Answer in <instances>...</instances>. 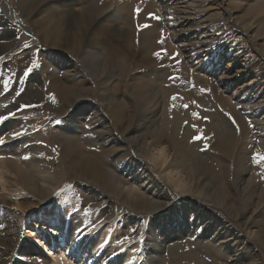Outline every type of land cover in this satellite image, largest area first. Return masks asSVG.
<instances>
[{"label": "rangeland", "instance_id": "rangeland-1", "mask_svg": "<svg viewBox=\"0 0 264 264\" xmlns=\"http://www.w3.org/2000/svg\"><path fill=\"white\" fill-rule=\"evenodd\" d=\"M83 13L97 18L90 32ZM0 17V46L10 44L0 51V126L30 135L19 160L54 176L49 192H32L10 157L0 162V264H89L91 234L96 256L110 257L103 264L121 252L133 264H264V170L252 161L264 153V0H0ZM58 85L79 95L69 101ZM106 102L122 103L120 117ZM68 128L76 142L59 135ZM143 138L161 139L185 173V150L196 152L209 167L195 172L199 187L166 196ZM83 158L98 170H78ZM135 167L140 193L158 202L150 211L111 185L112 175L134 182ZM221 188L225 208L208 197ZM185 203L197 210L183 212ZM50 206L53 223L43 214Z\"/></svg>", "mask_w": 264, "mask_h": 264}, {"label": "bare ground", "instance_id": "bare-ground-1", "mask_svg": "<svg viewBox=\"0 0 264 264\" xmlns=\"http://www.w3.org/2000/svg\"><path fill=\"white\" fill-rule=\"evenodd\" d=\"M62 1L65 4H67V2L69 0H62ZM86 1H89V0H86ZM29 6H31V2L29 3V5L27 7H29ZM85 7L86 6H83L84 10H85ZM68 9H65L64 11H67ZM119 11L116 8V10L114 11L113 16L110 17L113 22L116 20V18H117L116 16H120ZM66 13L67 12H65L64 16L66 15ZM71 15H73V14H71ZM83 15L84 16H82L80 18L79 22L84 24L86 29L89 31V29H90L89 27H91L90 25L95 24L97 18L95 16L93 17L92 15H85L84 13H83ZM12 20L16 21L14 18H12ZM72 23H73V21L71 23H69V21H68V26L70 27L69 29H74V28L78 29L77 25H75V24L70 25ZM114 24H116V23L114 22ZM112 28L115 29L116 26L115 27L113 26ZM6 32H8V31H6ZM9 32H11V31L9 30ZM145 39H147V37H145ZM47 41L48 40L45 39V43ZM81 41H85L83 36H79V39H78V41H76V43L77 42H81ZM86 41L89 44L94 43L93 41H91V39L90 40H86ZM76 43H74L75 44L74 45V50L75 51H77L79 49V46H80V45H78ZM9 45H10L9 43L8 44L6 43L4 46H0V51L5 49V48H7V46H9ZM53 45L56 46L57 44L53 43ZM92 53H96V52L94 51ZM96 55H97V53H96ZM95 58H97V56H95ZM146 60L149 61V59H146ZM174 67H182V66L178 65V66H174ZM53 84H55V82ZM54 89L57 90L59 95L63 96V98H65V99H67L69 101H71L72 96L79 95V93L77 94V92L76 93L75 92L72 93V90L70 91L69 89H67L63 85H58V87H54ZM120 104H122V103H117V107L114 108L112 104H110L109 102H106L104 104V106L108 110H111V111H115L116 110V111H118L119 114L111 113V111H110V113L113 116L117 115V116L120 117V114H122L121 110L118 109V107L121 108ZM224 104H225V102H224ZM120 125H121V123H120ZM12 126L13 127H11V126L7 127V129H5L6 127L0 126V138L4 139V141H5L4 144H0V162H1V164L3 166L7 167L6 165L8 164V161H9V160L7 161V159H9V157H10L13 160L12 163H14L15 169H17V171H19V176H22L23 185L28 190H30L32 192H39V193H43L46 190L49 192L54 187L53 183L51 182V180L54 178L53 174H49V171L41 172L39 170L38 166H32L31 168H28L27 166L30 165L29 161L19 160V158L17 156V155H20L23 152L22 150L25 149V147H26L25 145H27L26 144L27 142L33 141V138L30 135H26V134L13 137L11 135V133L19 132V130H18L19 128H17V129L14 128L13 124H12ZM10 128H14V129H10ZM10 131H12V132H10ZM74 131H75L74 129H69L68 128V129L63 130V133H60L59 135H62V137H63L62 140L66 144L67 143L76 142V140L73 139V135H75ZM132 139H135V137L132 138ZM31 143L32 142H30L27 146H30ZM138 147L141 149V151H140L141 153L146 154L147 156H149L150 158H152L155 161L156 165L159 168V171L162 173V177L164 178V182L163 183L168 186V188H166V189H164L165 185H164V187L161 186L162 190L164 191V194L166 196L169 195V192H171V190H175V189L179 190V191H182L183 188L184 189L185 188L186 189H191V190L193 188L197 189L199 187V184H197L198 182L195 180V177H194L195 172H197V173L198 172H201V173L204 172L205 173V172L209 171V167L205 163L206 161H204L202 159L201 160L200 159H195V157L198 156V155L196 154V152H194L190 148L185 150L186 153H184L183 155L187 154V155L192 156L193 164L189 168V170L185 173L182 170L178 171V170L174 169V163H173V161H171L172 154L170 153L171 154L170 155L168 153L169 151L162 144L161 139H154V140L152 139L150 141L148 139V141H147V139L143 138V140H138ZM29 148H32V147H29ZM178 151H179V149H176L175 152L173 153V155H177ZM75 153L77 154V158H80V156L82 155L81 152H75ZM13 155H16V160L13 158ZM185 160H187V158H185ZM185 160H183L181 162L183 163ZM24 161H26V162H24ZM79 164L80 165H79V169L78 170L89 169L91 172H94V171L98 170V168L95 165H93L86 158H83L82 162H79ZM129 166L130 167H134V164H131ZM136 170H137V168L135 167V169L132 172V174H133L132 175L133 176L132 179L134 180V182L127 183V181H122V179L118 178L115 175L114 176L112 175V178L109 177L110 181H111V185L117 190H123L124 189V190L127 191V193L125 194V197L122 200H123L124 203L129 205L131 208H133L136 211H150L151 209L156 207L158 202H157L156 199H154L152 197H148L147 195H145L143 193H140L141 192L140 188L137 185H135V181H137V179L139 178V174H140L139 172L137 173ZM35 171H37L38 173H35ZM109 187H111L110 184H109ZM109 187H107V188H109ZM200 191H202V189ZM111 192H112V190H111ZM225 194H226V191L221 188V189H216V197H217V199H215L214 197H210L209 195H208V197L211 199L212 203H215V204L225 208L226 204H227V199H226V195ZM140 204H141V206H140ZM182 207H183L182 208L183 212H185V213H186V211L190 210L191 208L193 210H197L196 205H192L191 203L182 204ZM227 207H229V209H233V206H227ZM43 214L45 215L44 218L46 219V221H48L50 223H53L54 217H56V215L58 213L53 209V207L50 206L44 211ZM59 225H60V223H59ZM74 226L78 227V224L75 223ZM62 240L64 242H69L70 245L72 243L71 246H74L71 234L70 235L69 234L63 235ZM32 241L35 244H38L40 247H42V249L44 251H46L47 254L53 253L51 251V247H49V248L47 247L48 245H47L46 242H43V241L41 242L38 238H35V237L32 239ZM99 244H100V238L97 235H92L91 234L88 238H86L84 246H87V248H88L87 253L89 255L86 256L85 262L87 261V262H89V264H103L104 261L110 260V257L105 259V258H101V257H97L96 256L95 249L99 246ZM52 247H55V249L56 248L58 249V246H57V244L55 242L52 244ZM79 251H81V250L77 249V247L73 248V252H74L75 255L78 254ZM110 264H133V262L128 259L126 253L121 252V253H118L116 255V257L110 261ZM139 264H143V262H139Z\"/></svg>", "mask_w": 264, "mask_h": 264}, {"label": "snow or ice", "instance_id": "snow-or-ice-1", "mask_svg": "<svg viewBox=\"0 0 264 264\" xmlns=\"http://www.w3.org/2000/svg\"><path fill=\"white\" fill-rule=\"evenodd\" d=\"M137 11H139V10H137ZM150 15H153V18H155V19H160L161 18V17L155 16L154 14H150ZM141 27H148V25H141ZM162 42L163 41H161V43ZM154 55L159 58L161 56V53L160 52H156V53H154ZM35 67H38V65L33 63V67L32 68H28L27 71L24 73V75L27 76L29 73H31L33 71V68H35ZM17 95H19V93H17ZM172 99L175 100L176 97L173 96ZM27 106L28 105H25V107H27ZM184 107H188V105H184ZM193 115H198V114L197 113H193ZM9 116H15V113H9ZM7 119H8L7 116H0V123H3ZM205 119H207V117H205ZM11 135L13 137H16V136L21 135V133L20 132H13V133H11ZM4 143H5L4 139L0 138V144H4ZM53 151H56V149H53ZM25 159H27V157H25ZM252 161H253V163H255L257 165H260L262 170H264V163H262V162H264V153H261L259 151L255 152L253 154V156H252Z\"/></svg>", "mask_w": 264, "mask_h": 264}]
</instances>
